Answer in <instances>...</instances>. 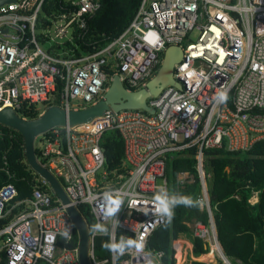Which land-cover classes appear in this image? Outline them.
I'll use <instances>...</instances> for the list:
<instances>
[{
	"label": "built area",
	"instance_id": "obj_1",
	"mask_svg": "<svg viewBox=\"0 0 264 264\" xmlns=\"http://www.w3.org/2000/svg\"><path fill=\"white\" fill-rule=\"evenodd\" d=\"M46 1L15 0L0 6V110L10 106L19 114L24 107L49 106L56 98L66 108L85 107L103 98L115 74L129 90L145 88L171 45L184 52L173 72L180 86L168 85L150 96L153 113L109 109L88 122L56 126L39 135L37 158L58 179L69 202L41 177L31 196L19 198L11 181L14 174L5 169L9 180L0 185V219L8 222L0 227V264H80L76 226L71 241L60 235L66 225H75L69 206L86 221L91 264H163L164 252L149 246L151 234L164 224L153 214V197L162 187L171 195L167 158L190 148L195 149L201 180L197 200L210 216L208 224H190L192 234L207 243L206 254L221 258L217 264H232L217 237L204 151H247L264 138V0H142L118 37L82 56L61 47L74 38L75 29L86 28L100 0H56L41 20ZM43 41L51 44L44 49ZM220 92L227 93L224 103L217 102ZM110 130L123 141V156L114 167L102 145ZM191 179L188 171L176 176L179 184ZM105 192L123 199L116 218L103 216ZM94 224L107 227L110 235L94 234ZM122 236L142 239L143 250L118 258L110 251L97 256V238L118 242ZM192 249L190 240L174 239L171 263L176 259L185 264L194 256Z\"/></svg>",
	"mask_w": 264,
	"mask_h": 264
},
{
	"label": "trees",
	"instance_id": "obj_2",
	"mask_svg": "<svg viewBox=\"0 0 264 264\" xmlns=\"http://www.w3.org/2000/svg\"><path fill=\"white\" fill-rule=\"evenodd\" d=\"M142 0H100L101 7L88 16L85 29H75L74 38L66 41L63 47L72 56L100 50L128 27ZM56 0H48L41 13H50L56 6ZM59 89L62 84L58 85ZM60 105L56 98L50 105ZM41 113L37 106L24 107L19 114L26 118H35ZM102 145L106 156L114 167L123 156V141L116 130L104 133ZM36 154L39 150L36 148ZM195 149L173 152L166 161V174L170 184V193L186 195L197 200L201 193V180L194 157ZM14 174L11 179L19 190V198L31 196L33 186L39 183L36 174L26 159L24 140L15 129L0 124V185L9 180L7 171ZM204 170L210 205L215 222L218 240L226 256L238 264H264V138L257 141L247 151H229L225 147L209 148L204 151ZM188 171L191 181L179 184L177 173ZM254 195L258 200L251 202ZM91 224V216L80 207ZM209 213L200 205L196 207L178 206L171 224H162L151 234L149 246L155 251H163V264L171 263L172 241L186 238L193 244L192 252L199 257L208 252L207 243L193 236L190 224L195 221L209 223ZM8 219H0V227ZM77 237L74 239L76 244ZM109 242L107 237L96 239V253L100 258L109 255L102 247ZM180 253L177 254L178 257ZM212 253L199 259L210 260ZM206 260H192L190 264H208ZM221 263V261H219ZM109 264V263H107Z\"/></svg>",
	"mask_w": 264,
	"mask_h": 264
},
{
	"label": "water",
	"instance_id": "obj_3",
	"mask_svg": "<svg viewBox=\"0 0 264 264\" xmlns=\"http://www.w3.org/2000/svg\"><path fill=\"white\" fill-rule=\"evenodd\" d=\"M15 0H0V6ZM183 49L178 45L169 46L163 55V60L156 75L149 80L145 88L139 90L127 89L118 74L111 79L102 99L94 104L81 108H66L60 105L47 106L37 117L20 116L12 107L0 110V124L17 130L24 140L26 159L33 171L48 182L52 192L64 203L69 198L58 179L37 158L36 138L56 126L76 125L92 120L106 110L143 109L153 113L147 100L158 95L168 85L179 87L173 78L174 67L183 58ZM68 211L75 223L78 233V257L80 264H91L89 259V232L86 221L75 206H69Z\"/></svg>",
	"mask_w": 264,
	"mask_h": 264
},
{
	"label": "clouds",
	"instance_id": "obj_4",
	"mask_svg": "<svg viewBox=\"0 0 264 264\" xmlns=\"http://www.w3.org/2000/svg\"><path fill=\"white\" fill-rule=\"evenodd\" d=\"M217 102L224 103L227 101V93L220 92L217 95ZM199 200H194L190 196L179 195V194H169L167 188L162 187L153 197V214L159 217L165 224V226L171 224L175 216V209L178 206L184 207H196L200 205ZM123 206V199L119 193L115 195L112 192H105L103 195V202L101 205V211L105 219H111L118 217ZM145 211V215H147ZM75 227L74 224H68L60 233L66 242L71 241L72 229ZM94 234L100 235H110L107 227H102L101 225L94 224L91 228ZM102 247L106 248L108 251L112 252L117 258L124 255L126 252L135 249L137 252L142 251L144 248V241L141 239L139 241L121 237L118 242L112 241L102 242Z\"/></svg>",
	"mask_w": 264,
	"mask_h": 264
},
{
	"label": "rangeland",
	"instance_id": "obj_5",
	"mask_svg": "<svg viewBox=\"0 0 264 264\" xmlns=\"http://www.w3.org/2000/svg\"><path fill=\"white\" fill-rule=\"evenodd\" d=\"M55 23H53L52 24V26H51V28H50V30H51V34H53V31H54V29H55ZM38 31H40V29H38ZM51 43L49 42V41H43L42 43H41V46H42V48H44L45 49V47H48L49 45H50ZM61 50H65L64 48H63V46L61 47ZM47 107V105L45 106H40V110H41V112L45 109ZM35 144H36V146H40L41 144H40V141H39V139L38 138H36V140H35ZM254 198H252L251 199V202H254V200H253ZM0 246H3V238L1 237L0 238ZM206 254V253H205ZM171 255H172V253H171ZM216 255V254H215ZM183 256H185V252H183ZM216 257H217V259L219 260V259H221L218 255H216ZM229 260L231 261V263L232 264H238L233 258H229ZM186 263L187 264H190L191 262H190V260L189 261H186ZM185 263V264H186ZM168 264H170V262H168ZM175 264H179V261L178 260H176L175 259Z\"/></svg>",
	"mask_w": 264,
	"mask_h": 264
},
{
	"label": "crops",
	"instance_id": "obj_6",
	"mask_svg": "<svg viewBox=\"0 0 264 264\" xmlns=\"http://www.w3.org/2000/svg\"><path fill=\"white\" fill-rule=\"evenodd\" d=\"M252 198H254L253 200H254V202H256L257 200H258V197H257V195H255V196H253ZM253 202V203H254ZM209 254V253H208ZM203 255H205V254H202V255H200L199 257H196V256H193V258H191V259H189L190 260V262L192 261V260H199V261H202V260H206L205 262L207 263H210V264H217V259L215 258V257H212L210 260H207V259H199L200 257H202ZM179 256H180V254H179Z\"/></svg>",
	"mask_w": 264,
	"mask_h": 264
}]
</instances>
